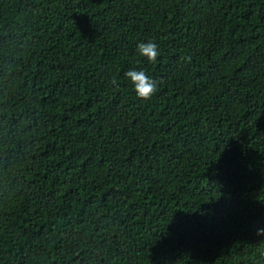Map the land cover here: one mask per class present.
Listing matches in <instances>:
<instances>
[{
    "label": "trees",
    "instance_id": "obj_1",
    "mask_svg": "<svg viewBox=\"0 0 264 264\" xmlns=\"http://www.w3.org/2000/svg\"><path fill=\"white\" fill-rule=\"evenodd\" d=\"M262 229L264 0H0V264H264Z\"/></svg>",
    "mask_w": 264,
    "mask_h": 264
},
{
    "label": "clouds",
    "instance_id": "obj_2",
    "mask_svg": "<svg viewBox=\"0 0 264 264\" xmlns=\"http://www.w3.org/2000/svg\"><path fill=\"white\" fill-rule=\"evenodd\" d=\"M139 53L146 57L149 62L156 63L157 57L159 55L158 46L154 42L139 43L138 44ZM125 77H129L131 82L135 86V92L139 99L143 101H148L157 91V82L148 77L143 70H129L125 74ZM111 84L116 85L117 81L113 79ZM264 231V229L260 230Z\"/></svg>",
    "mask_w": 264,
    "mask_h": 264
}]
</instances>
